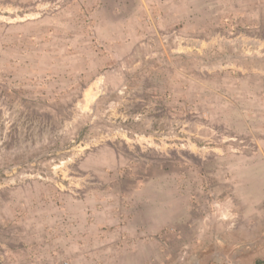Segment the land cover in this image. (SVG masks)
I'll list each match as a JSON object with an SVG mask.
<instances>
[{"label": "rangeland", "instance_id": "374dc122", "mask_svg": "<svg viewBox=\"0 0 264 264\" xmlns=\"http://www.w3.org/2000/svg\"><path fill=\"white\" fill-rule=\"evenodd\" d=\"M216 224L264 231V0H0V264H176Z\"/></svg>", "mask_w": 264, "mask_h": 264}, {"label": "crops", "instance_id": "0c3cea01", "mask_svg": "<svg viewBox=\"0 0 264 264\" xmlns=\"http://www.w3.org/2000/svg\"><path fill=\"white\" fill-rule=\"evenodd\" d=\"M178 218L179 216L174 217V219ZM216 228L217 224L213 225V230L208 229L209 233H214ZM251 230V233L247 232L246 246L238 244L235 240V231L232 229L225 231L224 235H219L215 231L213 237H209L210 240L205 241V245L200 246L183 261L180 256L181 261L176 264H264V231L258 230L256 224L251 225ZM219 237L225 241L223 244L218 243ZM151 248L145 245V249L139 246L136 250L134 249L135 263L133 264H150L156 261L158 258L153 254L154 251ZM162 262V264H169L167 260Z\"/></svg>", "mask_w": 264, "mask_h": 264}]
</instances>
